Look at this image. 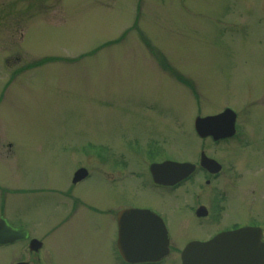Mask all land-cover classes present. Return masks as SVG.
I'll return each instance as SVG.
<instances>
[{
  "label": "rangeland",
  "instance_id": "rangeland-1",
  "mask_svg": "<svg viewBox=\"0 0 264 264\" xmlns=\"http://www.w3.org/2000/svg\"><path fill=\"white\" fill-rule=\"evenodd\" d=\"M247 101L258 106L244 114L251 157L264 146V0H0V140L16 148L0 196L27 228L62 213L55 194L39 201L23 190L63 189L82 165L93 174L79 188L86 203L151 208L181 245L190 196L156 194L149 162L191 159L195 117ZM230 147L206 149L235 164ZM79 213L48 239V260L117 264L94 228L106 220Z\"/></svg>",
  "mask_w": 264,
  "mask_h": 264
},
{
  "label": "flooded vegetation",
  "instance_id": "flooded-vegetation-1",
  "mask_svg": "<svg viewBox=\"0 0 264 264\" xmlns=\"http://www.w3.org/2000/svg\"><path fill=\"white\" fill-rule=\"evenodd\" d=\"M7 80H13L9 77ZM12 82V81H11ZM10 82V83H11ZM231 107L235 112L236 134L234 137L213 141L208 137L201 141L196 154L191 159L176 160L163 156L151 158L149 162L148 175L150 187L156 194L182 195L186 193L190 196V204L185 205V210L189 212L190 219L180 221V226L187 223V231L189 234L183 237L181 245L171 240L167 225L163 220L168 233V253L165 258L157 262H137L130 263L118 252V243L121 242L120 223L118 221L119 214L126 208L113 207L108 203L106 207H97L98 205L88 204L84 201V197L80 195L79 188L91 181L90 169L87 166H77L72 172L67 187L63 189H52L51 186L43 188H31L23 190L32 196V199L55 194L58 197V204L61 209V218L55 223L43 224L37 222L38 226L27 228L23 224L14 221L15 205L8 207L7 203L2 202L0 196V254L4 253L8 258V264H54L46 257V249L48 248V239L58 230L68 228L76 218L79 212L96 215V217L106 220L102 223H95L94 228L99 229L106 236V248L117 264H181V252L183 248L191 242L204 243L211 240L220 233L251 228L259 234V242L264 246V146H256L258 149L250 157L248 154L244 157L242 152L251 147L248 140L250 133L246 129V119L244 114H250L252 108L258 107L256 102L247 101L243 104L244 110H239L232 104L223 106ZM221 109V111H223ZM220 111V112H221ZM219 112V113H220ZM215 115V114H212ZM264 139V137H263ZM264 143V141H263ZM218 146L236 145L235 152L237 154V163H233L231 159L219 158L215 154L207 151V145ZM14 144L8 140H0V150L6 151L7 162H0V168L5 167L8 162H14ZM232 151L231 149L228 151ZM213 160L216 164L204 162V157ZM166 157V158H165ZM9 158V159H8ZM175 161L178 163L187 162L192 165L190 175L174 184L161 185L153 181L150 173V165L153 163H162L164 161ZM30 163L28 166L30 167ZM45 166V164H42ZM81 171V172H79ZM79 172V173H78ZM130 176L135 179V174L129 172ZM128 176V175H127ZM108 182H114L111 177L106 176ZM89 190H85L87 192ZM3 190L0 186V194ZM18 190L11 191L12 196H18ZM231 204L234 210L230 211ZM144 209H153L145 207ZM180 212V211H179ZM156 213V212H155ZM157 214V213H156ZM158 215V214H157ZM159 216V215H158ZM36 229H40L38 232ZM195 231L199 233L195 235ZM130 229L123 232V244L135 243L134 239L128 237ZM201 256L194 255L199 259ZM204 258L205 256L202 255ZM167 262V263H166ZM236 264H243L242 261Z\"/></svg>",
  "mask_w": 264,
  "mask_h": 264
},
{
  "label": "water",
  "instance_id": "water-1",
  "mask_svg": "<svg viewBox=\"0 0 264 264\" xmlns=\"http://www.w3.org/2000/svg\"><path fill=\"white\" fill-rule=\"evenodd\" d=\"M233 117L226 111L220 115L196 118L194 128L201 137L214 140L227 138L232 134ZM209 162V161H207ZM212 163V162H211ZM189 164L163 163L152 165L150 171L158 184L171 185L189 175ZM121 242L119 252L130 263L156 262L167 253V234L162 221L150 211H125L119 214ZM130 229L128 237L138 240L142 250L136 251L135 243L123 244V232ZM142 252L143 256L137 254ZM201 256L199 259L194 255ZM205 256L204 258L202 257ZM182 264H264V246L259 234L253 229H242L223 233L207 243H190L181 254Z\"/></svg>",
  "mask_w": 264,
  "mask_h": 264
},
{
  "label": "bare ground",
  "instance_id": "bare-ground-1",
  "mask_svg": "<svg viewBox=\"0 0 264 264\" xmlns=\"http://www.w3.org/2000/svg\"><path fill=\"white\" fill-rule=\"evenodd\" d=\"M211 241V240H210ZM135 244L137 245V247H136V251H141L142 250V247H141V245H140V243H139V241L138 240H136L135 241ZM185 249V248H184ZM137 254H139L140 256H143V253L142 252H137Z\"/></svg>",
  "mask_w": 264,
  "mask_h": 264
}]
</instances>
